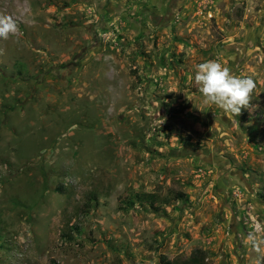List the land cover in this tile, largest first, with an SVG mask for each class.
Here are the masks:
<instances>
[{"label":"rangeland","instance_id":"1","mask_svg":"<svg viewBox=\"0 0 264 264\" xmlns=\"http://www.w3.org/2000/svg\"><path fill=\"white\" fill-rule=\"evenodd\" d=\"M0 13L19 28L0 39V264H177L195 249L254 264L264 0H0ZM209 59L255 81L239 116L202 102L193 75Z\"/></svg>","mask_w":264,"mask_h":264},{"label":"clouds","instance_id":"2","mask_svg":"<svg viewBox=\"0 0 264 264\" xmlns=\"http://www.w3.org/2000/svg\"><path fill=\"white\" fill-rule=\"evenodd\" d=\"M19 31L16 19L0 13V39L8 40ZM193 82L205 105H214L231 119L239 116L243 109L251 105V96L256 87L251 77H241L216 59H209L195 66ZM248 241L257 254L254 264L264 261V236L250 233Z\"/></svg>","mask_w":264,"mask_h":264},{"label":"trees","instance_id":"3","mask_svg":"<svg viewBox=\"0 0 264 264\" xmlns=\"http://www.w3.org/2000/svg\"><path fill=\"white\" fill-rule=\"evenodd\" d=\"M138 198H139L141 203L150 202L151 204H154V203L159 202L158 198L154 194H143V195L139 196ZM180 199H181L180 196H178L176 198V200H180ZM208 257H209L208 252H206L202 249H195L191 253L188 260L182 261V262L177 263V264H207ZM165 264H176V263L167 261Z\"/></svg>","mask_w":264,"mask_h":264}]
</instances>
